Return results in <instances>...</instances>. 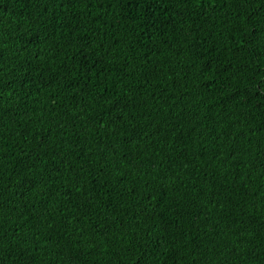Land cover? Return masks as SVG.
I'll use <instances>...</instances> for the list:
<instances>
[{
	"label": "trees",
	"instance_id": "obj_1",
	"mask_svg": "<svg viewBox=\"0 0 264 264\" xmlns=\"http://www.w3.org/2000/svg\"><path fill=\"white\" fill-rule=\"evenodd\" d=\"M264 0H0V264H264Z\"/></svg>",
	"mask_w": 264,
	"mask_h": 264
},
{
	"label": "snow or ice",
	"instance_id": "obj_2",
	"mask_svg": "<svg viewBox=\"0 0 264 264\" xmlns=\"http://www.w3.org/2000/svg\"><path fill=\"white\" fill-rule=\"evenodd\" d=\"M262 91H264V89H262Z\"/></svg>",
	"mask_w": 264,
	"mask_h": 264
}]
</instances>
